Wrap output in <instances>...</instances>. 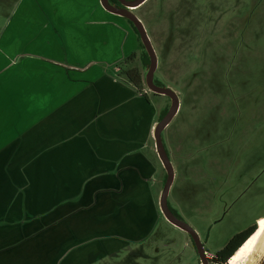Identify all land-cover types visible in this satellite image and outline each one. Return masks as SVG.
Instances as JSON below:
<instances>
[{
    "label": "crops",
    "instance_id": "obj_1",
    "mask_svg": "<svg viewBox=\"0 0 264 264\" xmlns=\"http://www.w3.org/2000/svg\"><path fill=\"white\" fill-rule=\"evenodd\" d=\"M155 1L158 10L149 8ZM245 1L147 0L134 10L148 34L185 29L177 45L201 52L174 62L178 79L159 59L156 80L178 84L180 101L162 133L174 169L169 202L212 247L264 218L251 213L264 202V104L245 117L239 103L248 50L203 55L221 49L213 39L227 15L258 8L253 30L262 36L264 4ZM9 8H0V264H95L128 252L164 219L152 130L169 105L145 87L147 99L140 96L116 69L135 52L143 73L138 36L99 0H15Z\"/></svg>",
    "mask_w": 264,
    "mask_h": 264
},
{
    "label": "rangeland",
    "instance_id": "obj_2",
    "mask_svg": "<svg viewBox=\"0 0 264 264\" xmlns=\"http://www.w3.org/2000/svg\"><path fill=\"white\" fill-rule=\"evenodd\" d=\"M245 0H229L230 4H233L234 2H240L243 3ZM250 1V7H259L260 3L264 2L262 0H249ZM15 0H0V8H3L4 10L10 11L11 4H13ZM224 2V1H222ZM246 2V1H245ZM225 3V2H224ZM203 4L201 7V11L205 12L206 9L204 8L205 5ZM172 5V4H171ZM217 5L223 6L222 3L218 2ZM156 6V10L160 9L159 4L155 1L153 3H150L149 8ZM228 9V8H227ZM226 9V10H227ZM177 11V7H176ZM251 14L247 15H235V10H231V7L229 8L228 12L233 13L234 15H227L220 19V26H222V23H226V25L223 27V29L219 32V36L216 38V40L213 39V44H219L221 46V49H216L217 47L207 48V50H203V55L207 56H225L227 55L228 51L235 50V53L238 51H244L246 53V50L248 52L245 55V62H251V65L248 66V70H246V77H242L241 80H245L247 82V85L242 90L244 94H247L246 97L240 100V107L244 109V116L247 114V109L249 111H252L253 108L258 107L259 104H264V73L261 74V71L264 68V33H261L262 36L258 39L259 31H254L253 28H256L258 25V22L260 21L262 15L258 13V8L251 9ZM150 13V9L148 10ZM255 12V13H254ZM206 13V12H205ZM204 20H209L210 15L209 14H203ZM207 17V18H206ZM264 17V16H263ZM1 19V16H0ZM263 22V21H262ZM245 27H250V30H243ZM150 27V25H149ZM264 28V25H263ZM170 31H165L163 34L160 30L156 31V36L150 35V41L153 45V48L156 52L157 59L159 61L164 58V60H168L169 68H172V65L174 62L180 58L182 59L183 56L187 57H194L197 56L201 52H198L197 54L193 52L194 50L191 49L189 41H187L186 44L183 42L180 43V45L177 41V36L181 33L180 31L186 32L185 29H179L177 27H173L169 29ZM192 34V33H190ZM250 41V44H246L245 49L243 50V39L247 38ZM223 40V41H222ZM218 41V43H217ZM139 45V44H138ZM235 47H234V46ZM228 48V49H227ZM2 49V47L0 48ZM228 50V51H227ZM258 51V52H257ZM238 52V54L240 53ZM259 53V54H258ZM258 54V55H257ZM240 55V56H244ZM192 57V58H193ZM199 59V57L197 56ZM133 65L139 66L137 62H135ZM2 59H0V77L3 75V71L6 70V67H2ZM175 65H173L174 67ZM140 67V66H139ZM11 70L12 71H18L17 63L11 64ZM171 73H167L169 76V79H178L177 77L182 73L180 69L178 68H172ZM252 71V75H251ZM188 75L193 73H187ZM260 74L263 76L262 80L260 79ZM155 79H159L158 72H155ZM185 78V76H184ZM259 80L262 82L258 85ZM179 82V80H175ZM185 81H182V88L185 86ZM194 81L190 80L189 82ZM166 86H172V88H178V84H166L168 82L161 81ZM196 83V82H195ZM258 85V86H257ZM194 86L193 84H188L189 89ZM253 88H252V87ZM179 91V89H178ZM151 94V93H150ZM239 94V93H238ZM231 95V93H230ZM153 97V96H152ZM229 97V95H228ZM228 97H226V100H229ZM154 98H160V96H155ZM161 98H164L165 102H167V105L170 104L169 99L167 97L162 96ZM236 102H234L233 95L230 96V101H227L228 108L232 111L235 107ZM255 105V106H254ZM246 117V116H245ZM221 137H223L225 134L220 133ZM176 157V155L174 154ZM202 158H205L203 156ZM211 171L210 168L206 170ZM237 172V171H235ZM169 201V198H168ZM251 213L252 214H262L264 213V202L261 205H255L251 207ZM261 220L263 218H260ZM259 219V220H260ZM258 228V227H257ZM188 236L185 235L180 230L174 228L173 226L169 225L164 219H162L158 226L156 227V230L154 232V235L152 237L140 242L139 244L133 245L131 247V250L126 252L120 253L118 256L107 259V260H100L99 262L95 264H189L192 261H190L191 257H193L190 253H188V250L183 248L184 241L186 240ZM177 251V255L182 256V259L176 263L175 260L171 263L172 257L174 253ZM210 252H214V250H208ZM187 253V255H186ZM186 255V256H185ZM172 258V259H171Z\"/></svg>",
    "mask_w": 264,
    "mask_h": 264
},
{
    "label": "water",
    "instance_id": "obj_3",
    "mask_svg": "<svg viewBox=\"0 0 264 264\" xmlns=\"http://www.w3.org/2000/svg\"><path fill=\"white\" fill-rule=\"evenodd\" d=\"M146 1L147 0H132V1L118 0V2L122 5L123 8H118L116 6H113L108 2V0H99V3L100 6L103 8V10L106 11L107 13L121 17L127 22L132 24V26L137 32L139 42L142 45L149 60L148 67L143 71L144 87L146 88L147 91H149L154 95L164 96L169 99L170 104L164 116L160 120H158V122L154 125L152 130L154 151L157 155V158L166 176L165 181L163 183L162 191L159 195L158 207L162 217L170 225L186 233L193 240L200 261L202 262V264H206L204 258V250L197 232L184 221H180L179 219H177L172 214L167 204L170 187L174 180V169L164 149L163 141H162V133L177 114L180 101L177 92L172 87L169 86L159 87L154 84V74L156 72L157 64H158L157 55L144 25L134 13V10L140 7ZM247 264H264V242L262 243V245L259 246V248L253 254V256L251 257L250 261Z\"/></svg>",
    "mask_w": 264,
    "mask_h": 264
},
{
    "label": "flooded vegetation",
    "instance_id": "obj_4",
    "mask_svg": "<svg viewBox=\"0 0 264 264\" xmlns=\"http://www.w3.org/2000/svg\"><path fill=\"white\" fill-rule=\"evenodd\" d=\"M108 2L110 4H112L113 6H116L118 8H123L122 5L118 2V0H108ZM167 204H168V208L170 209V211L172 212V214L179 219L180 221H184L185 223H187L188 225L191 226V224L182 216L180 215V213L178 212V210L176 208H174L170 202L167 199ZM165 220V219H164ZM261 220V219H260ZM255 222L254 224H252L251 226H249L248 228L242 230L241 232L233 235L231 238H229L227 240V242L221 246V247H212L208 244V241L206 238H200V242L202 244L203 250H204V258H205V263L206 264H229V259L232 257H227L228 253L230 252L231 248L237 243V241L244 236V234L252 227V226H257V224H259V221ZM166 221V220H165ZM167 222V221H166ZM168 223V222H167ZM169 224V223H168ZM170 225V224H169ZM172 226V225H171ZM174 227V226H173ZM192 227V226H191ZM175 228V227H174ZM177 229V228H176ZM193 229V227H192ZM179 230V229H178ZM181 231V230H180ZM182 232V231H181ZM184 233V232H183ZM185 235H187L186 233H184ZM188 236V235H187ZM237 237V239H235V241L231 244H228L229 241L231 239H233L234 237ZM183 248L188 250V253H190L193 257H191L190 261H192L189 264H202V262L199 259V255L197 252V249L195 247V244L193 242V240L188 236L186 238V240L184 241L183 244ZM208 250H214V252H210ZM187 255V253H186ZM185 255V256H186ZM182 259V256L177 255V251L174 254V259L171 261V263L175 260L176 263H178L180 260ZM170 264V263H167Z\"/></svg>",
    "mask_w": 264,
    "mask_h": 264
},
{
    "label": "trees",
    "instance_id": "obj_5",
    "mask_svg": "<svg viewBox=\"0 0 264 264\" xmlns=\"http://www.w3.org/2000/svg\"><path fill=\"white\" fill-rule=\"evenodd\" d=\"M126 1H132V0H126ZM128 24L131 26L133 31L137 34V32L134 29V27L132 26V24L129 23V22H128ZM139 49L142 52V63H143L142 66H143L144 69H146L148 67L149 60H148V57H147L142 45L140 44V42H139ZM136 58H137V54L135 52L131 53L129 56H127L122 61H120V62H118L116 64V69L118 70L119 75L122 76L123 78H125L134 87L135 91L140 96H142L145 99H147L145 97V95L143 94V89H144L143 73L141 72V69L138 66L133 65L136 62ZM154 77H155V75H154ZM154 84L156 86H159V87H166V85H164L162 82L157 81L155 78H154ZM154 96H158V95H154ZM165 112L166 111H164L162 113V115L159 117V120L164 116ZM162 141H163V138H162ZM163 146H164V149H165V151H166V153L168 155V151H167L166 146L164 145V143H163ZM165 178H166V176L164 175L163 182L165 181ZM255 230H256V226L254 225L231 248V250L228 253L227 257H232L234 255V253L237 251V249L249 239V237L255 232ZM237 237L238 236H236L233 239H231L228 244L233 243L235 241V239H237Z\"/></svg>",
    "mask_w": 264,
    "mask_h": 264
},
{
    "label": "bare ground",
    "instance_id": "obj_6",
    "mask_svg": "<svg viewBox=\"0 0 264 264\" xmlns=\"http://www.w3.org/2000/svg\"><path fill=\"white\" fill-rule=\"evenodd\" d=\"M257 225L258 228L256 226L255 233L229 259V264H247L259 246L262 245L264 234L258 235V233H261L262 226L260 224Z\"/></svg>",
    "mask_w": 264,
    "mask_h": 264
},
{
    "label": "snow or ice",
    "instance_id": "obj_7",
    "mask_svg": "<svg viewBox=\"0 0 264 264\" xmlns=\"http://www.w3.org/2000/svg\"><path fill=\"white\" fill-rule=\"evenodd\" d=\"M259 224L262 226L261 233H258V235L264 234V219L259 221Z\"/></svg>",
    "mask_w": 264,
    "mask_h": 264
}]
</instances>
